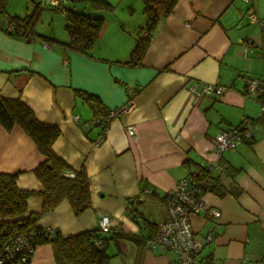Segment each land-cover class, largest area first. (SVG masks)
Returning <instances> with one entry per match:
<instances>
[{
  "label": "crops",
  "instance_id": "crops-1",
  "mask_svg": "<svg viewBox=\"0 0 264 264\" xmlns=\"http://www.w3.org/2000/svg\"><path fill=\"white\" fill-rule=\"evenodd\" d=\"M106 1L111 8L66 2L103 20L88 55L66 46L65 12L53 5L41 3L36 15L52 6L44 10L61 13L64 31L57 34L54 15H49L45 28L33 21L34 36L27 38L5 29L0 9V95L19 98L38 120L57 125L60 134L52 149L73 169L84 167L88 177L86 209L76 214L63 199L36 224L69 235L98 229L100 216L107 214L114 229L136 237L103 233L110 237L108 264H169L177 258L173 251L145 244L165 217L166 194L196 164L217 162L213 176L225 192L204 190L205 208L191 215L194 233L204 244L198 258L264 263V114L260 100L246 91L249 79L264 81V45L259 27L244 16L248 2L177 0L151 32L142 59L126 64L136 38L145 34L140 31L146 23L143 2ZM2 2L9 16H24L21 10L8 12L10 0ZM249 4L264 11V0ZM247 39L252 46L244 51ZM195 80L217 81L227 89L198 97L187 89ZM76 90L96 99L85 100ZM128 98L134 100L132 109L112 119L105 131L102 123L93 122L101 109L119 107ZM242 117L253 121L252 136L217 155L215 135L237 126ZM128 124L135 127L133 135ZM44 158L20 126L8 130L0 124V172L17 173L18 187L42 190L33 170ZM41 206V195L28 197L29 212L39 213ZM211 208L219 211L217 217L208 214ZM208 233L213 239L206 242ZM29 264L60 263L52 244L44 242Z\"/></svg>",
  "mask_w": 264,
  "mask_h": 264
},
{
  "label": "trees",
  "instance_id": "trees-1",
  "mask_svg": "<svg viewBox=\"0 0 264 264\" xmlns=\"http://www.w3.org/2000/svg\"><path fill=\"white\" fill-rule=\"evenodd\" d=\"M67 1L71 4L89 2L94 8L104 9L111 8V4L106 0H65L61 6H54L55 9L65 12V28L69 35V41L65 43L66 46L88 55L98 37L103 20L72 7H66ZM176 1L142 0L146 23L140 31L145 34L136 38L130 56L124 63L135 64L142 59L151 32L157 23L171 12ZM31 2L34 4L32 14L9 16L5 13L4 2L0 0V9L3 11L4 17H8L14 27L10 31L11 34L24 35L26 38L27 35H33L32 23L36 12L40 9L41 0H31ZM76 93L85 100L96 99L90 93L80 90H76ZM257 99L264 102V93L258 95ZM0 124L8 130L16 125L20 126L45 157L33 170L42 183L43 188L40 191L18 187L17 173L0 172V244L9 237L23 234L28 237V241L34 249L41 243L50 242L60 264H108L110 255L107 252V243L110 237L136 238L117 230L109 232L110 237H105L99 228L63 235L56 229L47 232L46 227L38 226L36 218L52 210L63 199L69 201L76 214L90 205V189L86 170L84 167L73 169L52 149L54 140L60 134L59 127L38 120L32 109L19 98L0 95ZM195 167L198 168L199 176L208 178V183L202 191L211 190L220 195L225 192V188L222 187L220 180L213 176V172L207 173L205 171L207 169L200 164H196ZM34 194L42 196L39 213L28 211L27 199ZM155 232L156 229L153 234ZM97 239L101 240L100 245L96 244ZM23 255H27V251L13 253L1 264H29L31 256H26V260H22Z\"/></svg>",
  "mask_w": 264,
  "mask_h": 264
},
{
  "label": "built area",
  "instance_id": "built-area-1",
  "mask_svg": "<svg viewBox=\"0 0 264 264\" xmlns=\"http://www.w3.org/2000/svg\"><path fill=\"white\" fill-rule=\"evenodd\" d=\"M65 0H41L42 4H51L53 6H61ZM244 12V16L250 23H255L260 30L261 43L264 45V11L258 12L249 4ZM5 29L7 31L13 30V24L9 21L8 17H4ZM32 38V37H30ZM44 45H48L44 42ZM252 46L250 40L244 41V51L249 50ZM187 89L198 97L208 94L219 95L227 89L226 85L215 82H203L195 80L187 86ZM247 94L257 98L258 95L264 93V81L260 78H251L246 85ZM134 105L133 98H128L122 105L115 108L101 109L93 119L94 123H102L104 131L112 119L118 117L122 113L132 109ZM261 114H264V102H261ZM75 121H79L78 114L73 116ZM86 124V123H84ZM252 120L248 117H242L237 126H232L226 129H221L214 137V152L221 155L226 150H235L244 139L252 136ZM126 130L130 135L135 132L133 124L126 125ZM101 141V137L98 142ZM207 170V173L213 172L216 168L220 167L219 163H200ZM72 175V173H71ZM208 178L206 176H199L197 167H192L188 173L180 178L175 187L168 191L166 195V214L163 220L157 223L156 232L146 239L147 246L160 244L163 247L173 251L177 258L170 261L169 264H225L223 261L199 259L198 254L203 247V243L196 237L192 222L191 215L199 209L205 208V203L202 198V190L207 185ZM208 214L217 217L219 211L217 209H208ZM98 228L103 233L116 231L111 224L109 215L102 214L99 218ZM47 232L52 231V227H46ZM212 234L205 235V241H211ZM96 244L100 245L101 240L97 239ZM27 251V255L22 256V260H26V256L30 257L34 251V247L28 241V237L23 234H17L7 238L0 244V264L11 256L13 253ZM264 264V263H261Z\"/></svg>",
  "mask_w": 264,
  "mask_h": 264
},
{
  "label": "rangeland",
  "instance_id": "rangeland-1",
  "mask_svg": "<svg viewBox=\"0 0 264 264\" xmlns=\"http://www.w3.org/2000/svg\"><path fill=\"white\" fill-rule=\"evenodd\" d=\"M39 1V0H38ZM8 12L9 13H14V12H18V10H21V14L25 15V14H32L33 13V4L30 0H10L9 4H8ZM47 7V8H45ZM45 9H51L53 8L52 6L46 5L44 6ZM44 8L42 9V14L41 16L36 15L35 19H34V23H38L37 25H43V27H46L47 24V18L49 17V15H54V25H57L58 27V31L57 34H60L64 31L62 23L60 22L61 20H63V17L61 16L60 12H55L54 10H44ZM54 13V14H51ZM63 29V31H62Z\"/></svg>",
  "mask_w": 264,
  "mask_h": 264
}]
</instances>
